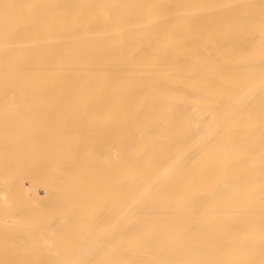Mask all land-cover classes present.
I'll return each mask as SVG.
<instances>
[{"label":"bare ground","instance_id":"1","mask_svg":"<svg viewBox=\"0 0 264 264\" xmlns=\"http://www.w3.org/2000/svg\"><path fill=\"white\" fill-rule=\"evenodd\" d=\"M0 232V264H264V0H0Z\"/></svg>","mask_w":264,"mask_h":264},{"label":"rangeland","instance_id":"2","mask_svg":"<svg viewBox=\"0 0 264 264\" xmlns=\"http://www.w3.org/2000/svg\"><path fill=\"white\" fill-rule=\"evenodd\" d=\"M26 184L28 185L29 182L26 181ZM16 225H19V224H16V223H15V224H12V226H11V228L14 227V228H13L14 230L12 229L13 232H14V231H18V232H19V229L16 227ZM9 226H10V225H9ZM4 228H5V227H4ZM4 228H1V229H4ZM11 228L9 227L10 230H11ZM16 228H17V230H16ZM9 229H6V230L4 229V231H7V230H9ZM10 230H9V232H10ZM1 231L4 233L3 230H1ZM9 232H7V233L5 232V234H8ZM11 233H12V231L10 232V234H11ZM10 234H9V236H12V234H11V235H10ZM14 234H15V233H14ZM15 235H16V234H15ZM15 235H14V236H15ZM18 235H19V234H18ZM18 235H17V236H18ZM1 236H2V238L6 237V235H4V234L1 235V232H0V239H2ZM11 238H13V240H14L16 237H11ZM11 238L9 237V239H7V237H6V241H9V240H10L9 242H7V244L10 243L12 246H10V245L8 246L7 244H5V243L3 242V241L5 240V238H4L3 241L0 240V241H1V242H0V246H1V243H2V244H5V245H3V246H5V247L8 246V248H10V247L12 248V247H15V245H17V247H16L17 250H18V248L20 249V247H21L20 245H21V244H20V245H19V244H12L13 242L15 243V240H14V241H13V240L11 241ZM6 245H7V246H6ZM1 247H2V246H1ZM3 248H4V247H3ZM16 248H15V250H16ZM21 248H22V247H21ZM0 249H1V248H0ZM4 249H5V248H4ZM4 249H3V250H4ZM5 250H7V248H6ZM8 250H12V249H8ZM13 250H14V248H13ZM17 250H16V251H17ZM44 250H45V249H43V251H44ZM36 251H38V250L36 249ZM45 251H47V249H46Z\"/></svg>","mask_w":264,"mask_h":264}]
</instances>
